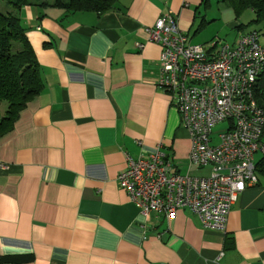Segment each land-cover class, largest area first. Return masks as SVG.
Segmentation results:
<instances>
[{"label": "crops", "instance_id": "1", "mask_svg": "<svg viewBox=\"0 0 264 264\" xmlns=\"http://www.w3.org/2000/svg\"><path fill=\"white\" fill-rule=\"evenodd\" d=\"M227 8L233 21L223 30L213 26L214 0H116L100 15L20 9L43 86L0 139V257L8 264H264L262 176L239 195L223 232L205 230L187 209L168 222L143 215L117 182L126 156L146 158L159 144L187 172L188 133L157 85L161 46L145 29L172 15L191 45H213L228 29L229 40L219 39L234 44L255 23Z\"/></svg>", "mask_w": 264, "mask_h": 264}, {"label": "built area", "instance_id": "2", "mask_svg": "<svg viewBox=\"0 0 264 264\" xmlns=\"http://www.w3.org/2000/svg\"><path fill=\"white\" fill-rule=\"evenodd\" d=\"M145 31L148 42L161 46L157 85L188 133L187 172L179 173L159 144L146 158L126 156L117 182L143 215L168 222L187 209L205 230L223 232L239 195L257 183L254 156L264 157V109L255 98L264 71L259 36L251 31L234 44L215 38L213 45H191L172 15ZM222 123L224 131L214 136Z\"/></svg>", "mask_w": 264, "mask_h": 264}, {"label": "trees", "instance_id": "3", "mask_svg": "<svg viewBox=\"0 0 264 264\" xmlns=\"http://www.w3.org/2000/svg\"><path fill=\"white\" fill-rule=\"evenodd\" d=\"M1 1V0H0ZM0 11V103H6L0 115V139L10 133L20 111L42 90L40 68L26 37L18 12L25 6L62 8L69 12L111 10L116 0H5ZM238 15L246 10L254 13L251 23H264V0H222ZM255 98L264 109V71L257 80ZM255 174L264 177V157L255 163ZM10 257H0V264L10 263Z\"/></svg>", "mask_w": 264, "mask_h": 264}, {"label": "rangeland", "instance_id": "4", "mask_svg": "<svg viewBox=\"0 0 264 264\" xmlns=\"http://www.w3.org/2000/svg\"><path fill=\"white\" fill-rule=\"evenodd\" d=\"M217 0H214V10L217 12V14L220 16V19L215 21L213 23L214 28L219 29L221 28V30H223V27L221 26V23H223L224 25L229 24L230 22L233 21V14L231 12L230 9L227 8V6L222 3L219 2L218 4L216 3ZM6 5V1L5 0H1L0 1V11L2 10V8H4ZM254 18V15L249 11L246 10L240 17L241 22H243V24H247L250 20H252ZM226 21H228V23H225ZM247 30H253L256 31L258 36H259V43L260 45L263 46L264 48V23H259V24H250L249 26L246 27ZM230 30H226L225 33H221V35H219L218 38L224 39V40H229L227 36V32H229ZM192 38V37H191ZM6 103L5 102H1L0 103V110L3 106H5ZM0 115H2L0 113ZM225 129V124H219L216 127H214L213 129V135L217 136V134H219L220 132L224 131ZM259 158V155H255L254 156V162L257 161V159ZM260 180L264 181L263 177H260Z\"/></svg>", "mask_w": 264, "mask_h": 264}]
</instances>
